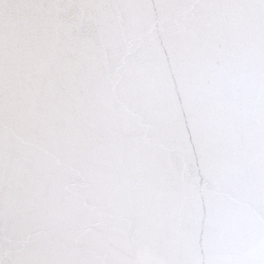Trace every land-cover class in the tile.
Returning <instances> with one entry per match:
<instances>
[{"label": "snow or ice", "instance_id": "1", "mask_svg": "<svg viewBox=\"0 0 264 264\" xmlns=\"http://www.w3.org/2000/svg\"><path fill=\"white\" fill-rule=\"evenodd\" d=\"M0 264H264V0H0Z\"/></svg>", "mask_w": 264, "mask_h": 264}]
</instances>
